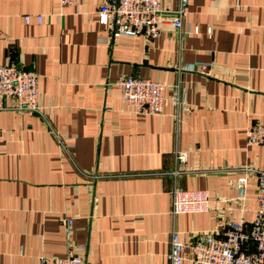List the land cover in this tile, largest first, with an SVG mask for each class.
Instances as JSON below:
<instances>
[{"label":"crops","instance_id":"1","mask_svg":"<svg viewBox=\"0 0 264 264\" xmlns=\"http://www.w3.org/2000/svg\"><path fill=\"white\" fill-rule=\"evenodd\" d=\"M103 1L0 0V66L37 73L43 112L2 102L0 264L63 258L69 241L86 264H169L172 232L186 241L254 218L255 188L242 205L235 183L240 168H264V146L245 140L264 124V0H188L182 31L165 24L151 41L113 39ZM127 76L162 83L186 110L135 114L118 89ZM178 152L188 161L174 178ZM174 186L216 204L174 217Z\"/></svg>","mask_w":264,"mask_h":264},{"label":"built area","instance_id":"2","mask_svg":"<svg viewBox=\"0 0 264 264\" xmlns=\"http://www.w3.org/2000/svg\"><path fill=\"white\" fill-rule=\"evenodd\" d=\"M59 1L62 6L77 7L84 0ZM187 7L188 0H179L175 10L163 6L159 0H104L98 9V16L113 39L143 36L151 41L160 36V27L165 24L181 32ZM24 21L28 25L30 17L25 16ZM36 22L41 23L40 16L36 17ZM193 33H197L196 28ZM164 88L160 82L133 76H127L118 83L121 100L135 114L160 115L168 104L184 112L185 98L178 94L165 96ZM5 99H12L15 109L21 113L43 116L39 105L38 75L34 71L0 66V110ZM245 140L248 146H264V124L249 125L245 130ZM62 149L68 150L66 147ZM187 161V152L176 154L175 168L171 172L174 178L183 173ZM237 172L235 186L242 205L248 189L255 188L257 208L251 223L228 219L219 230L196 233L186 241L174 231L170 238L169 264H264V168L247 165ZM172 198L174 217L210 213L216 204L205 190H183L177 186H174ZM72 225L73 221L68 220L65 227L68 240ZM79 250L82 247L69 241L65 257L41 258L40 264H86Z\"/></svg>","mask_w":264,"mask_h":264}]
</instances>
